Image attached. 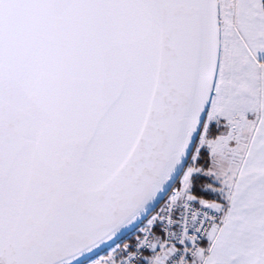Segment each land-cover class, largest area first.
Wrapping results in <instances>:
<instances>
[{
  "label": "snow or ice",
  "instance_id": "snow-or-ice-1",
  "mask_svg": "<svg viewBox=\"0 0 264 264\" xmlns=\"http://www.w3.org/2000/svg\"><path fill=\"white\" fill-rule=\"evenodd\" d=\"M0 264H264V0H0Z\"/></svg>",
  "mask_w": 264,
  "mask_h": 264
},
{
  "label": "rangeland",
  "instance_id": "rangeland-1",
  "mask_svg": "<svg viewBox=\"0 0 264 264\" xmlns=\"http://www.w3.org/2000/svg\"><path fill=\"white\" fill-rule=\"evenodd\" d=\"M102 255V254H101Z\"/></svg>",
  "mask_w": 264,
  "mask_h": 264
}]
</instances>
